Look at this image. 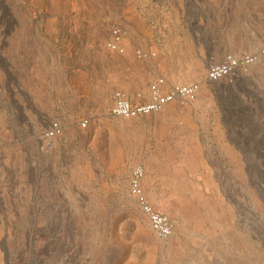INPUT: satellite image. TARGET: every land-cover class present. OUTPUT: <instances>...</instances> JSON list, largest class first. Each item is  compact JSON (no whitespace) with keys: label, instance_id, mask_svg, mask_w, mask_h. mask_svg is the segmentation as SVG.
Masks as SVG:
<instances>
[{"label":"rangeland","instance_id":"1","mask_svg":"<svg viewBox=\"0 0 264 264\" xmlns=\"http://www.w3.org/2000/svg\"><path fill=\"white\" fill-rule=\"evenodd\" d=\"M0 264H264V0H0Z\"/></svg>","mask_w":264,"mask_h":264},{"label":"built area","instance_id":"2","mask_svg":"<svg viewBox=\"0 0 264 264\" xmlns=\"http://www.w3.org/2000/svg\"><path fill=\"white\" fill-rule=\"evenodd\" d=\"M123 32L114 28L111 32V37L108 41V46L113 51L123 52ZM241 64L246 65L250 63L253 59L249 55L242 56ZM238 62L235 57L228 56L224 59V61L219 63H211L209 65L208 70V79L210 81H217L222 78L228 77L233 73V70L238 66ZM153 98L151 101L147 103H142L138 105H132L126 97L117 92L114 95L113 106L111 108V112L114 115H136L137 113H147L152 110H158L161 106L166 104L167 102L174 100L176 98H192L196 92V87L194 85H181L175 86L168 92H160L159 85H153ZM54 127L56 125H51L48 134H53ZM141 171H137L136 174H140ZM138 185L134 184L133 188H135L136 195L140 198L143 210L147 213L149 220L151 221V225L153 229L158 233V235L166 237L172 233V225L169 219L155 211L150 205L145 201L142 192L137 188Z\"/></svg>","mask_w":264,"mask_h":264}]
</instances>
